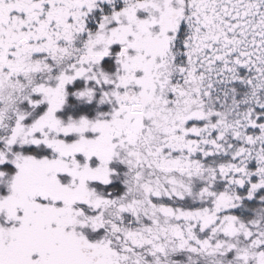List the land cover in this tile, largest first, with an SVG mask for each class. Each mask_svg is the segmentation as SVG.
<instances>
[{"label":"snow or ice","instance_id":"1","mask_svg":"<svg viewBox=\"0 0 264 264\" xmlns=\"http://www.w3.org/2000/svg\"><path fill=\"white\" fill-rule=\"evenodd\" d=\"M0 264H264V0H0Z\"/></svg>","mask_w":264,"mask_h":264}]
</instances>
